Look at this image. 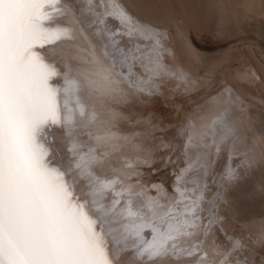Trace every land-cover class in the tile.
Segmentation results:
<instances>
[{"label":"snow or ice","instance_id":"obj_1","mask_svg":"<svg viewBox=\"0 0 264 264\" xmlns=\"http://www.w3.org/2000/svg\"><path fill=\"white\" fill-rule=\"evenodd\" d=\"M73 3L0 0V264H122L120 253L128 250L141 262L161 264L168 258L173 264H206L209 253L201 237L211 229L197 224L195 197L193 205L184 204V211L171 217L174 224L160 231L138 199L145 193L134 190L139 179L129 177L125 185L123 180L101 179L94 173L103 160L93 144L73 140L66 151L78 158L75 164L58 162L50 143L51 130L59 127L68 135L98 122L97 111L82 102L81 94L104 107L117 91L113 87L117 80L128 88L153 90L151 77L141 79L132 70L135 60L141 68L147 67L142 57L148 53L139 43L130 46L146 29L124 11H116L119 5L108 0H87L88 18L85 9L77 6L76 19L102 53L100 58L93 56L87 67L73 75L71 53H63L64 70L58 71L37 51L61 40L79 44L73 28L55 23L58 16H70L67 5ZM109 17L119 21L118 30L109 26ZM148 39L155 52L161 38ZM172 74L188 76L183 71ZM54 77L62 78L63 84L53 83ZM223 88L231 95L227 85ZM97 132V140L108 134L103 128ZM181 178L177 177L178 186ZM227 179H235L231 171ZM83 180L87 191L82 199L78 189ZM109 193L113 198L105 204ZM145 227L151 229V240L143 234ZM188 237L196 239L178 243ZM211 243L215 251L231 254L215 238Z\"/></svg>","mask_w":264,"mask_h":264},{"label":"rangeland","instance_id":"obj_2","mask_svg":"<svg viewBox=\"0 0 264 264\" xmlns=\"http://www.w3.org/2000/svg\"><path fill=\"white\" fill-rule=\"evenodd\" d=\"M144 1L162 22L164 36H168L167 50L175 51L172 40L179 49L182 61L177 65L188 76L178 78L152 63L156 74L151 77V93L127 89L117 80V91L101 113L113 118L110 129L119 137L115 143L110 142V151L121 157L122 143L124 151L132 156L129 164L133 168L125 181L129 183V177L131 181L139 179L134 186L157 206L159 199L168 204L178 196L177 177H183L188 167L187 147H194L193 151L204 147L212 118L227 98L223 86L231 87L229 78L264 100V0H223L225 9L220 0ZM163 61L165 66L180 71L167 59ZM134 72L141 77L137 68ZM241 100L244 107L247 99ZM252 106L264 113L263 104L252 102ZM204 150L197 155L206 153ZM230 212H222L225 217L218 218L207 236L201 237L209 253L206 264H220L224 259L225 264H264V215L235 219ZM164 220L154 222L161 227ZM213 238L221 248H230L231 254L215 252Z\"/></svg>","mask_w":264,"mask_h":264},{"label":"bare ground","instance_id":"obj_3","mask_svg":"<svg viewBox=\"0 0 264 264\" xmlns=\"http://www.w3.org/2000/svg\"><path fill=\"white\" fill-rule=\"evenodd\" d=\"M108 2L118 4L119 8L115 9L116 11H124L131 16L136 23L146 29L145 35L137 36L134 44L130 46H135V43H139L143 47V51L148 53L146 57H142L147 67L141 68L139 66L140 61L135 60L132 62L133 72L134 69L136 70L137 68L138 72L141 74V79L152 77L156 74L154 72V65L156 64V69L158 70L163 68L166 73H178V71H174L175 69L173 70L170 67H167L168 64L165 67L163 61L165 59H167L168 63L173 64L175 68L181 71L177 65L182 61L178 52L179 49L177 50V47L172 40L176 49L175 51L167 50L168 47H166V40L168 36L167 38L164 36L162 22L158 20L156 15H153L151 6H149L146 1L108 0ZM220 3L222 5L221 7H223L222 9H225L226 6H224L223 0H220ZM77 6L85 9V18L90 16L87 12V0H74L73 4L67 5V7L71 8L70 16L67 18L64 16H58L55 23L73 28L75 30L74 35L76 38H81V40H79L81 43L73 45L61 40L57 42V44H50L46 45L43 49H37V51L45 54L46 59L49 62H52L58 71L64 70V60L62 59L63 53L65 51L71 53V63L74 66L73 75L77 74L76 69L87 67V62L91 61L93 56L97 58L102 56V53L87 39V34L83 31V25H81L76 19L78 15ZM152 9L155 10L154 8ZM135 16L140 18V22L136 20ZM108 20L109 26L112 27L113 30L119 29L120 24L117 19L109 17ZM152 25H154V27ZM78 29L80 31H78ZM148 36L161 38L160 46L155 52L151 51L153 41L149 40ZM125 39H127V37H125ZM157 53H159V57L157 56ZM152 63L154 65H151ZM157 65H160L161 67ZM151 70H153V72H151ZM229 79L231 84L230 89L232 90L231 95L227 92V98L222 101L223 107L215 116L213 115L214 117L212 116L213 120L211 122V128L210 131H208V139L206 142L204 141V147L200 145V142L199 145L202 148L200 150L197 149L198 151L205 149L206 151H204L206 153L197 155L198 151L195 150V152L191 150L194 147L190 146V148L189 145L187 147L189 149L187 152L189 156L188 167L181 178V183L179 184L180 191L177 190L178 187L176 188L178 196L174 198L175 200L167 204L158 198L160 203L156 206L154 205L155 201L151 202V197L150 199H148L147 195L138 197L143 199L142 201L145 205L144 211L149 220L154 222L165 218L163 222L164 224L161 222L163 225L159 227L160 231L167 230L168 224L175 223L171 217L177 216L184 211L183 205L185 203L183 204V201L191 200V203L187 204L189 206L193 205V197L196 198L195 203L197 204L195 211L200 217V219L197 220V224H204L209 228H211L218 218L225 217V215L222 214L225 210H230V213L234 215L235 219L237 216L245 218L264 215V113L259 111L260 109L253 108L252 106V102L264 105V100L253 95L234 79ZM53 83L63 84V80L62 78L54 77ZM115 85L116 84L114 83V88ZM126 88L128 89L127 86ZM132 89L135 91L138 90L136 88ZM243 98L247 99V101L244 102V107H241V99ZM81 99L87 107L93 108L97 111L98 122L89 125L83 131L69 132L68 135H64V131L59 127L52 129L49 138L50 143L57 154L58 162L63 166L74 165L78 158L71 157L66 149L73 140H83L86 143L93 144L97 147V154L102 157V160L105 156L107 157V155H109V157L102 163L95 165L93 169L94 173L101 179L123 180L125 185H127L128 183L124 178L129 174L128 171H131V168H127L126 165L129 164L132 156L129 155L130 153H126L127 151H124L125 148L122 146V143L121 157L120 155H117L115 151H110V142L115 143L119 140V137H116L114 132L110 129L111 119L113 118H110L109 113L108 115L102 114L101 111H103L104 107L93 103L84 94H81ZM105 106L107 107V104ZM98 128L106 129L108 133L103 135L101 140L95 139V136L100 134L97 132ZM88 133H92L93 135L89 136ZM200 135H203V133ZM195 140L194 142H196ZM201 140L203 139L201 138ZM115 148L118 149V147ZM230 171L235 176V179H227ZM117 186L119 187V185ZM134 190H138V188L134 186ZM86 191V180H83L78 189V194L82 199L84 198ZM181 191L183 192V197H181ZM108 197L109 199L104 201L105 204L110 203V200L113 198L111 193L108 194ZM176 200L180 201L179 205L175 204ZM121 203L123 204V201ZM120 207L121 206L117 207V211L120 210ZM209 220H213L214 223L208 224ZM114 227H119V225H114ZM148 228L149 227H145L143 234L145 238L151 240V233H146ZM159 234L160 232L158 231V237ZM195 239L196 237H188L178 241V243L185 244L188 241ZM233 248L234 247H232V249ZM119 259L122 264H153V262L147 261L146 259L143 262L139 261L133 255L132 250L121 252ZM161 264H173V261L165 258Z\"/></svg>","mask_w":264,"mask_h":264}]
</instances>
